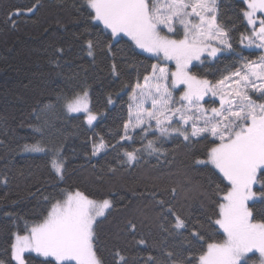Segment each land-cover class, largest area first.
<instances>
[{"label": "trees", "instance_id": "obj_1", "mask_svg": "<svg viewBox=\"0 0 264 264\" xmlns=\"http://www.w3.org/2000/svg\"><path fill=\"white\" fill-rule=\"evenodd\" d=\"M33 5L37 6L35 13H26ZM83 5L84 0H0V260L9 264L13 233L23 234L26 223L30 226L46 214L44 197L58 198L65 189L113 200L114 209L101 218L97 229L100 254L107 264H113L115 247L123 249L129 264H143L149 256L164 260L165 250L183 256L198 254L199 247L190 235L193 226L205 240L223 239L222 230L211 219L218 211L216 185L222 178L210 166L196 163L206 159L212 138L194 142L196 138L185 141L171 135L162 143L161 153L142 151L133 165L122 164L125 150L142 149L153 138L151 131L147 139L136 135L139 129L134 140L108 144L106 153L91 156L95 127L106 122L122 102L131 78L140 83L157 59L138 49L136 55L128 52L126 39L115 45L114 55L97 48L95 58L89 57L87 41L95 42L100 30L85 31ZM246 7L242 0L217 2L218 20L229 30L235 57L202 63L211 81L241 68L243 58L259 56V51L239 45L241 34L248 31L243 17ZM17 9L25 11L12 17L13 26L9 15ZM113 62L118 65L117 74L112 72ZM84 90L89 94V110L97 117L92 125L87 123V113L66 114L58 106ZM109 97L113 104L108 103ZM37 142L49 151L23 152L25 144ZM58 148L66 159L63 182L49 166ZM161 199L188 223L182 235L170 234L176 231L170 225V231L161 227L173 219L160 210L157 201ZM129 220L136 224L135 239L126 228ZM140 237L146 245H137Z\"/></svg>", "mask_w": 264, "mask_h": 264}, {"label": "snow or ice", "instance_id": "obj_2", "mask_svg": "<svg viewBox=\"0 0 264 264\" xmlns=\"http://www.w3.org/2000/svg\"><path fill=\"white\" fill-rule=\"evenodd\" d=\"M242 3L247 5L243 17L252 31L241 34V43L246 40L247 47L264 49V0H242ZM83 6L85 31L100 30L95 42L87 41L89 57L95 58L97 48L105 55H114L115 45L126 39L124 49L128 52L136 55L138 49L158 61L143 76V84L138 82L132 90L130 99L134 108L129 106L130 118L123 125L121 137L132 141L136 129H140L136 135L147 139L151 131L153 138L147 139L142 149L125 150L121 163L133 165L141 158L142 151L149 155L161 153L162 143L173 133L185 141L196 138L194 142L211 137L206 159L196 163L210 166L222 178L216 185L218 211L211 219L222 230L223 239L205 240L193 226L190 235L199 247L198 254L183 256L165 250L166 259L149 256L143 264H264V53L256 61L243 58L241 68L212 83L199 79L190 65L193 61L203 63L201 57L205 52L216 57L219 52L233 48L229 30L218 20L216 0H84ZM36 10L37 6L33 5L26 13ZM23 11L17 9L9 15L13 26L12 17L20 16ZM212 41H216L215 46ZM56 51L62 53L63 49ZM168 63H174L175 70H170ZM111 69L117 74L116 62ZM233 77L239 78L234 81L236 89L229 87L222 91L220 85ZM177 88L182 93L178 101L173 95ZM209 94L219 99V106L205 107L215 103L211 98L204 100ZM149 102L151 107L145 108ZM108 103H112L111 97ZM65 108L69 113H87L89 125L97 119L88 108L87 90L66 99ZM108 147L103 138L94 141L91 156L106 153ZM23 150L49 151L39 142L25 144ZM49 166L59 182H63L66 159L59 150L52 153ZM44 199L48 202L46 214L42 213L30 226L26 223L23 234L13 233L9 264H107L100 254L97 229L103 222L101 218L114 209L113 200L94 199L79 189H65L58 198L45 196ZM157 204L162 212L173 217L168 224L161 225L165 231H170L169 225L176 230L170 234L182 235L188 230L184 217L168 202L161 199ZM258 204L262 207L258 208ZM126 228L135 239V222L129 220ZM136 243L146 245L147 241L140 237ZM112 261L129 264L119 247L113 249ZM0 264L5 261L0 260Z\"/></svg>", "mask_w": 264, "mask_h": 264}, {"label": "rangeland", "instance_id": "obj_3", "mask_svg": "<svg viewBox=\"0 0 264 264\" xmlns=\"http://www.w3.org/2000/svg\"><path fill=\"white\" fill-rule=\"evenodd\" d=\"M217 2H218V0H216V4H217ZM244 20H245V22L247 24V20L246 19H244ZM247 27H248V31L245 34H248V33H250L252 31L251 27L248 26V24H247ZM212 44H213V46H215L216 45V41H212ZM239 45L242 48L247 49V50H256V51H259V55L261 53H264V49H258V48H255L254 46L253 47H247V41L246 40L243 43H241V41H240ZM145 54H147V53H145ZM234 57L235 56H234V54L231 51L225 50V51L219 52L216 57H210V56L207 55V52H205L204 55L201 57V60L203 61V63L204 62H213V63L215 62V63H217V62H220V61L230 60V59H232ZM258 57L255 58V59H253L252 61L258 60ZM157 62H155V63H157ZM161 63H165V62L161 61ZM201 65H202V63L200 61H193L192 62V65H190V69L193 71V73L199 79H207V80L211 81V79H209L207 76L204 75V72L201 69ZM167 66L170 68V70H175L174 63H168ZM229 74H227L225 76H228ZM223 78H221V79H223ZM221 79H219V80H221ZM237 79H239V78L238 77H233L232 78V81H227L226 80L223 85H220V89L222 91H227L229 89V87H231L232 90H235L236 87H237V85L234 83V81L237 80ZM219 80H215V81H211V82L212 83H217ZM136 84H137V82H136V80H135V78L133 76L131 78V88L128 91V93L124 96L122 102L119 104V106L117 108H115L111 112V114L107 118L106 122H104L103 124L97 125L95 127L94 133H93V140L94 141H99L101 138H103L104 141H105V143L107 145L108 144H115L117 142L123 141L121 139V137L124 134L123 125L125 123H127L129 121V118H130L129 117V106L130 105H133V108H134V102H133V100L130 99V97L132 96V90L135 88ZM140 84H143V80L140 82ZM180 87L183 88L184 86H180ZM137 91H139V90H137ZM82 92H79L77 94H82ZM77 94H75V95H77ZM180 94H182V93L180 92V89L179 88L173 90V95H174V98L176 99V101L179 100V95ZM254 95H257V94H254ZM210 98L211 97H210V94H209V96H206L204 98V100L205 101H209ZM211 99L215 100V103L214 104H211V105L205 104V107L219 106V99L218 98H211ZM65 100L66 99L62 100L58 104V106L61 108V110L63 111V113H66V114H75V113H69V112H67V110L65 108ZM111 100H112V103L111 104H113L114 99H111ZM150 107H151L150 102L148 104H145V108H150ZM88 108H89V94H88ZM76 113H83V111L76 112ZM152 123L154 124L155 122L153 121ZM137 130H139V129H136V131ZM171 135H176V134L173 133ZM57 150H59V152H60V148H58ZM23 152L24 153H28V152H25L24 150H23Z\"/></svg>", "mask_w": 264, "mask_h": 264}]
</instances>
